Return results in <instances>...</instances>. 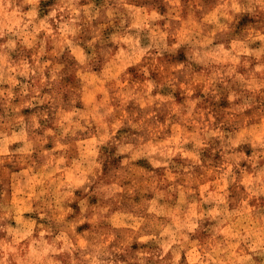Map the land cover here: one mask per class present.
Here are the masks:
<instances>
[{
  "label": "clouds",
  "instance_id": "obj_1",
  "mask_svg": "<svg viewBox=\"0 0 264 264\" xmlns=\"http://www.w3.org/2000/svg\"><path fill=\"white\" fill-rule=\"evenodd\" d=\"M0 264H264V0H0Z\"/></svg>",
  "mask_w": 264,
  "mask_h": 264
}]
</instances>
